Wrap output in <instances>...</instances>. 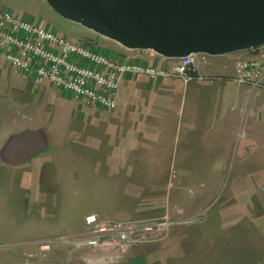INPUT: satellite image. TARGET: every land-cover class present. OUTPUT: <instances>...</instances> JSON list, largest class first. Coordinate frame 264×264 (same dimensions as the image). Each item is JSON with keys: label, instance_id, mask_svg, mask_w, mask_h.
Segmentation results:
<instances>
[{"label": "rangeland", "instance_id": "1", "mask_svg": "<svg viewBox=\"0 0 264 264\" xmlns=\"http://www.w3.org/2000/svg\"><path fill=\"white\" fill-rule=\"evenodd\" d=\"M0 9L114 57L122 53L154 61L150 52L127 50L62 18L46 0H0ZM252 55L247 49L196 57L208 73L232 71L238 57ZM160 61L169 64V59ZM175 85L170 87L177 101L166 105L180 113L187 110L188 98L184 103L186 90ZM213 85L218 94L205 93L218 99L223 115L238 114L243 98L247 110L254 111L244 121L243 135L234 132L241 140L230 142L222 162L210 148L183 157L174 149L168 153L155 132L147 133L142 146L141 133L118 132L103 120L101 108L78 102L56 86L41 99L38 85L29 88L11 66H0V129L6 112L17 108L21 114L33 105V122L27 125L45 128L51 138L45 150L27 160L0 164V264H84L82 255L70 249L67 259L60 249L45 256L62 244L40 251L38 242L80 230L86 213L118 222L167 221L108 264H264V89L256 97V90L245 93L241 87V101H236L231 88ZM155 98L153 109L166 107L160 96ZM17 124L19 129V119Z\"/></svg>", "mask_w": 264, "mask_h": 264}, {"label": "built area", "instance_id": "2", "mask_svg": "<svg viewBox=\"0 0 264 264\" xmlns=\"http://www.w3.org/2000/svg\"><path fill=\"white\" fill-rule=\"evenodd\" d=\"M248 50L253 55L236 59L233 79L238 85L264 89V45ZM152 54L151 63L134 56L115 59L109 50H100L83 40L71 41L30 18L0 9V59L11 63L23 77L44 78L76 101L97 108L114 110L115 95L123 77L146 74L155 80L165 76L186 78L196 56L165 58L172 61L168 66L160 63L164 57ZM261 110L264 112V101ZM245 127L244 121L237 124V137L243 135ZM166 224L167 221L159 219L118 222L89 213L84 216L80 230L43 238L38 248L46 251L54 243H61L91 264H108L124 258L139 237L156 234Z\"/></svg>", "mask_w": 264, "mask_h": 264}, {"label": "water", "instance_id": "3", "mask_svg": "<svg viewBox=\"0 0 264 264\" xmlns=\"http://www.w3.org/2000/svg\"><path fill=\"white\" fill-rule=\"evenodd\" d=\"M62 18L127 50L164 58L224 55L264 45V0H46ZM43 128L7 137L0 149L15 163L43 150ZM19 145L23 150L19 153Z\"/></svg>", "mask_w": 264, "mask_h": 264}, {"label": "crops", "instance_id": "4", "mask_svg": "<svg viewBox=\"0 0 264 264\" xmlns=\"http://www.w3.org/2000/svg\"><path fill=\"white\" fill-rule=\"evenodd\" d=\"M118 55V57L114 58L119 59L128 57L122 53H119ZM138 58L141 57L138 56ZM197 58L198 57L195 56V61L192 65L195 68V74L193 76L189 75L186 78L179 76H165L158 80H152L146 74L127 75L123 77L119 82L115 95L116 106L112 111L102 109L103 120L112 124L118 132L120 131V133L121 131H124L128 133L129 136L130 134L134 136L133 133H141L143 136V142L141 143L142 146H145L147 133L155 132L158 133L159 143L164 145V148L168 150V153L174 149L176 153L179 151L180 155L183 157L185 152L210 148L216 151L217 159H222L220 161L222 162L226 157V151L230 147V142L233 141V143H238L241 140L237 139L234 135L235 127L237 124L245 121L248 116H252L249 114L251 111L249 112L247 110V99L244 100L243 98L241 101V87H243L245 93H247V91L253 92L256 90L254 91L256 93V97L259 95V90L251 88L248 85H235V83H233L235 82L233 79L235 74L234 65L232 67V71L229 72L218 71L216 69L213 72L204 73L197 62ZM171 63L172 61H169V64L167 65H171ZM0 66L2 68L11 66L13 71L19 74L15 71L13 65L5 60L0 59ZM19 76L27 81V86L29 88L33 85H38V87H40L38 93H40L41 99L47 97L50 89H52L53 86H56L53 83H48L44 78L29 80L21 74H19ZM180 83L183 84L186 90L184 96L185 101L183 102L186 103V98H188V105L186 111L182 109L180 113H176V108L172 109L166 104H169L170 101L172 103L174 102L172 100H175L173 99L175 96H172L174 91L171 89L174 87L170 86ZM201 84L206 85L204 87V85ZM213 84H217L220 90L223 87H227V89L231 88L230 90L228 89V92L233 95L232 98L236 101L237 99H240L241 101V107L238 114H235L234 116H231V113L227 116L222 114L218 99L214 100L212 96L205 93V90L210 89L215 96L218 94L216 90H213V86H215ZM155 96H160V99H162V102H164L166 107L161 110L153 109L152 106L154 100L156 99ZM170 96H172L171 100ZM167 98L169 99L168 101ZM182 100L183 97L181 101ZM176 101L177 97L175 102ZM33 109V105H28L23 107L21 114H19V109L17 108H13L12 110L14 111L5 113V120H3L2 123L3 127L0 129V149L7 137L11 134L19 133L23 130L43 128L39 126L27 125L28 123L33 122ZM18 119L19 129L17 128ZM20 121L24 122V124ZM43 129L45 130V128ZM46 134L48 143L43 150L49 146V140L51 139L49 138L47 131ZM16 150H19L20 153L23 148L19 145V148H16ZM220 162L217 163V165H219ZM1 163L13 166L19 162L11 163L5 161L0 154V164ZM198 212L199 211L196 213ZM87 214L89 213H86L85 215ZM55 249H60V253H62L65 257L64 259H67L69 248L62 245H55L45 254V256H47L48 253H53ZM76 253L80 255L79 252ZM83 263L91 264L86 260H84Z\"/></svg>", "mask_w": 264, "mask_h": 264}, {"label": "trees", "instance_id": "5", "mask_svg": "<svg viewBox=\"0 0 264 264\" xmlns=\"http://www.w3.org/2000/svg\"><path fill=\"white\" fill-rule=\"evenodd\" d=\"M195 74V68L194 66H189V69H188V76L191 75L193 76Z\"/></svg>", "mask_w": 264, "mask_h": 264}]
</instances>
